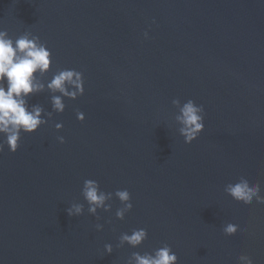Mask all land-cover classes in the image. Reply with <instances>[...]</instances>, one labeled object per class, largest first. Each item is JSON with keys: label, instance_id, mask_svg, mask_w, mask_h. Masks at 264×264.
I'll return each instance as SVG.
<instances>
[{"label": "water", "instance_id": "95a60500", "mask_svg": "<svg viewBox=\"0 0 264 264\" xmlns=\"http://www.w3.org/2000/svg\"><path fill=\"white\" fill-rule=\"evenodd\" d=\"M0 31L50 50L38 82L71 68L84 87L60 113L47 87L30 95L47 122L0 151V264H135L165 243L176 264H264V203L224 191L245 178L264 196V0H0ZM188 99L204 109L191 143ZM85 179L127 189L132 208L118 219L113 195L90 214ZM134 228L136 247L121 239Z\"/></svg>", "mask_w": 264, "mask_h": 264}, {"label": "clouds", "instance_id": "9594fccd", "mask_svg": "<svg viewBox=\"0 0 264 264\" xmlns=\"http://www.w3.org/2000/svg\"><path fill=\"white\" fill-rule=\"evenodd\" d=\"M144 37H148L147 31ZM51 64V52L45 44L38 42V38H29L28 35H20L15 40L10 38L6 31H0V151L7 146L8 151L15 152L19 146L21 132L31 133L47 121L41 116L43 107L38 104L29 105L27 98L30 95L43 91L45 87L53 93L51 95V107L56 113L63 112L65 104L63 97L75 99L84 92L83 74L75 69H60L54 73L46 83L38 82L37 74L46 73ZM59 93V94H55ZM177 103V101H173ZM177 120L181 123V135L185 143H191L204 128V112L202 105H197L192 99L186 100L179 110ZM51 117V112L47 113ZM76 119L83 120L84 113L77 110ZM55 129L62 128V123L54 124ZM60 143L64 142L63 136H58ZM224 191L234 200L250 204L253 199L258 203H264V196L260 195L259 184H250L245 178H240L235 183H228ZM81 194L88 205V212L96 214L98 208L110 205L105 201L113 195L118 198L123 208H117L115 216L123 219L125 212L132 208L130 193L127 189L116 190L114 193L100 189L94 179L83 181ZM68 216L80 215L83 212V204L74 203L66 209ZM97 229L102 226L97 224ZM238 226L228 223L223 231L227 235L237 232ZM147 238L145 228H134L130 233L121 236L123 241L136 247ZM105 251L111 253L110 244H105ZM135 264H176L177 255L168 244L154 249L152 252L133 253ZM239 264H253V260L247 254H239Z\"/></svg>", "mask_w": 264, "mask_h": 264}]
</instances>
